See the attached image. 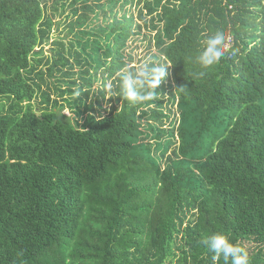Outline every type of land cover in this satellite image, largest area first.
<instances>
[{"label": "trees", "instance_id": "trees-1", "mask_svg": "<svg viewBox=\"0 0 264 264\" xmlns=\"http://www.w3.org/2000/svg\"><path fill=\"white\" fill-rule=\"evenodd\" d=\"M70 1L53 38L42 0H0V264H225L216 233L264 264V0ZM139 40L167 75L132 103Z\"/></svg>", "mask_w": 264, "mask_h": 264}, {"label": "clouds", "instance_id": "clouds-1", "mask_svg": "<svg viewBox=\"0 0 264 264\" xmlns=\"http://www.w3.org/2000/svg\"><path fill=\"white\" fill-rule=\"evenodd\" d=\"M203 49L197 57L198 62L205 67L218 63L225 56L228 43L224 31L218 30L207 36L202 42ZM165 65L146 61L134 71L127 68L117 75L120 77V92L129 102H145L153 99L156 89L167 75ZM111 88V85L107 86ZM202 244L212 252L213 259L223 258L225 264H250L246 249L233 243L225 234H212L202 240Z\"/></svg>", "mask_w": 264, "mask_h": 264}, {"label": "rangeland", "instance_id": "rangeland-1", "mask_svg": "<svg viewBox=\"0 0 264 264\" xmlns=\"http://www.w3.org/2000/svg\"><path fill=\"white\" fill-rule=\"evenodd\" d=\"M43 4H47V10L49 13L54 15V18L56 21H58L59 24H57L54 27V31H53V38L55 37H59V36H66L67 35V27H65V22H66V17L67 15L71 18V13H74V10L71 8V1L70 0H42ZM62 3H65L66 5V10L64 9V6L62 5ZM57 7L59 9V11H55L54 7ZM65 10V11H64ZM64 11V12H63ZM70 18L67 17V20H69ZM68 41V39H66ZM137 46L135 47L134 53H135V58L136 61L135 63L137 65L144 63L148 60V58H150V48L148 47L147 42H142V40H139L137 42ZM46 50H48L49 53H51L49 51V45L46 46ZM61 74H59V72H56V76L52 77L50 79L51 81V85L54 88L53 85H62L65 86V83L63 82L62 84H60L56 78H61ZM66 79H68L66 77ZM79 94V92H78ZM69 96V95H66ZM109 97V94L107 95V98ZM40 99H38L39 101ZM63 103L66 104V102L63 101ZM67 106L64 107V109L62 110L66 115L68 116H76L74 111L68 106V104H66ZM105 107L107 104L106 102L104 103ZM39 108V107H38ZM36 108V109H38ZM40 113V112H39Z\"/></svg>", "mask_w": 264, "mask_h": 264}]
</instances>
